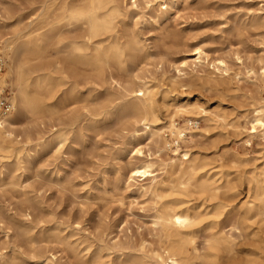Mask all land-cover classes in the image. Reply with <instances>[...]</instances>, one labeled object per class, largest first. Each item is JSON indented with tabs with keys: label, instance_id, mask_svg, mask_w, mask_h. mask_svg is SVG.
I'll list each match as a JSON object with an SVG mask.
<instances>
[{
	"label": "rangeland",
	"instance_id": "rangeland-1",
	"mask_svg": "<svg viewBox=\"0 0 264 264\" xmlns=\"http://www.w3.org/2000/svg\"><path fill=\"white\" fill-rule=\"evenodd\" d=\"M117 1L126 13L117 18L115 31L121 40L137 35L144 51L131 52L122 66L104 67L101 75L77 69V74L84 71L67 79L63 103L61 93L51 98L58 106L54 112L22 117L21 127L30 136L28 154L18 165L15 159L6 163L5 178L0 174V255L7 261L133 264L134 256H145L155 264L163 231L156 223L159 198L151 186L168 183L158 163L172 155L169 147L157 151L144 136L132 138L140 125L124 112L125 99L119 95L137 76H149L157 90L173 88L182 101H197L224 117L214 130L197 131L190 141H182L181 149L192 147L218 162L237 161L235 167L247 170L246 176L264 164V131L250 136L247 130L254 108L264 103V0H156L149 6L136 0V7L132 0ZM40 4L0 0L4 30H25ZM81 30L69 26L63 32L73 37ZM195 45L203 47L207 59L196 60ZM50 53L51 59L61 55L53 49ZM177 68H184L183 73ZM71 118L75 122L69 126L70 138L58 148L51 133ZM136 148L142 153H135ZM142 161L154 162L153 171L130 177V162ZM17 166L16 181L9 175ZM196 193L192 191V198L198 200ZM233 219L234 213L229 214L221 227L240 240L245 251L222 264H264V248L233 229ZM207 232L202 230L195 239L200 254L207 249ZM188 264L201 263L194 257Z\"/></svg>",
	"mask_w": 264,
	"mask_h": 264
},
{
	"label": "bare ground",
	"instance_id": "bare-ground-1",
	"mask_svg": "<svg viewBox=\"0 0 264 264\" xmlns=\"http://www.w3.org/2000/svg\"><path fill=\"white\" fill-rule=\"evenodd\" d=\"M155 1L145 0V3L149 6ZM131 6H137L136 0H132ZM37 9H40L39 13L25 30L15 27L9 32L4 30L7 26L0 22V50L6 58L5 68L0 72V85L11 87L14 101V110L0 120V174L4 178L6 163L15 159L18 165L21 156L28 154L26 143L30 136L21 127L23 116L40 117L44 112H54L58 106L51 98L61 93L60 103H63V98H66L63 88L68 78L76 76L77 69L101 75L104 67L112 64L120 66L127 56H131V52L137 49L144 51L137 35L121 40L115 31L117 18L124 17L126 13L117 0H41ZM69 26H79L82 30L70 37L63 32ZM52 49L61 55L51 59ZM193 54L200 62L208 58L201 45H195ZM218 64L226 67L223 60H219ZM181 65L185 67L187 63L182 62ZM183 69L177 68L179 75ZM176 82L171 79L172 85ZM156 86L149 76H137L133 86L124 87L119 98L125 99L124 112H128L134 124L140 125L132 133V138L146 137L157 151L169 147V140L164 136L166 131L171 137H178L183 129H187V136L181 140L188 142L197 131L214 130L219 120L224 118L197 101H182L172 93L173 88L161 91ZM253 111L247 129L250 136L258 133L259 129L264 131V103ZM177 117L184 120L179 126L175 121ZM192 119L197 123L202 121L203 125L197 129L186 127ZM74 122L75 119L71 118L56 126L51 133L54 136L53 145L60 148L66 143L70 138L69 126ZM41 141L39 139L38 143ZM169 148L172 157L161 158L158 163L163 164L168 183L151 186V192L159 198L156 223L163 231L161 250L153 255L157 264H188L194 257L201 264H222L224 260L237 258L245 251L243 243L236 241V237L228 235L221 227L225 217L231 213H234L233 229H238L244 239L249 237L258 242L260 250L264 248V164L246 176L247 170L235 167L234 162L237 161H233V165L218 162L204 157L192 147L181 149L179 143ZM135 153H142V150L136 148ZM154 165L152 161L130 162V177H145L153 171ZM19 168L17 166L9 177L17 181L19 176L15 172ZM192 191L200 195L198 200L192 198ZM243 192L246 198L240 201ZM202 230L208 231L205 239L207 249L200 254L195 239ZM132 262L150 264L145 256H134ZM0 264L29 263L23 259L7 261L0 255Z\"/></svg>",
	"mask_w": 264,
	"mask_h": 264
},
{
	"label": "built area",
	"instance_id": "built-area-1",
	"mask_svg": "<svg viewBox=\"0 0 264 264\" xmlns=\"http://www.w3.org/2000/svg\"><path fill=\"white\" fill-rule=\"evenodd\" d=\"M6 58L3 52L0 50V72L5 68ZM14 110V101L11 98V91L8 85H0V120H2L6 115L11 113ZM182 124L181 120H176V125L179 126ZM195 120H189L186 124V127L195 128L198 126ZM188 134L187 129H183L180 132V136L171 137L170 132L166 131L164 136L169 140V147H173L175 144H183L182 138L186 137Z\"/></svg>",
	"mask_w": 264,
	"mask_h": 264
}]
</instances>
